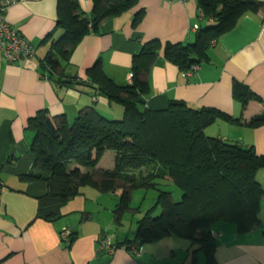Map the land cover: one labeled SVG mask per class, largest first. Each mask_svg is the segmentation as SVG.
Returning <instances> with one entry per match:
<instances>
[{"label": "crops", "instance_id": "0c3cea01", "mask_svg": "<svg viewBox=\"0 0 264 264\" xmlns=\"http://www.w3.org/2000/svg\"><path fill=\"white\" fill-rule=\"evenodd\" d=\"M77 1L84 15L90 17L91 0ZM57 2L15 0L4 13L7 23L33 46L34 54L12 63L0 51V264H190L178 247H164L162 240L141 246L139 254L133 252V243L124 244L134 239L136 227L132 229L131 223L127 228L122 225L124 214L119 223L115 220L113 210L119 188L112 193L94 185L83 186L60 208V217L48 222L37 217L39 199L47 192L46 183L26 181L21 176L33 169L34 162L30 149L34 131L28 127V119L44 109L51 117L65 114L70 124L90 106L106 118L122 117L121 105L95 95L88 84L87 69L99 60L115 83L128 84L132 58L144 43L153 39L162 45L194 41L196 31L192 26L204 22L196 0H137L135 8L104 21L96 32L78 41L68 59L62 60L63 71L77 79L66 86L55 84L39 72V59L50 45L47 35L52 33V39L61 35V30L55 28ZM138 9H143V15L133 26ZM182 72L164 58L161 48L141 75L149 87L145 106L160 110L169 101L179 100L192 108L212 107L231 117H241L240 123L216 119L205 133L253 146L257 154H263L264 125L251 127L248 122L264 111V6L245 13L222 34L196 71L188 76ZM236 83L247 86L263 102L250 101L242 109L233 96ZM69 103L73 104L70 109ZM114 157L112 150L103 153L92 170L95 182L101 180L103 170L113 168ZM255 178L263 190L259 223L246 233L237 232L233 223H214L211 230L218 264H264V169L258 170ZM115 186H120L119 180H115ZM64 230L73 234L70 242L62 239ZM105 235L111 237L113 245L120 246L112 252L101 249ZM180 242L175 244L179 246Z\"/></svg>", "mask_w": 264, "mask_h": 264}, {"label": "trees", "instance_id": "16d2710c", "mask_svg": "<svg viewBox=\"0 0 264 264\" xmlns=\"http://www.w3.org/2000/svg\"><path fill=\"white\" fill-rule=\"evenodd\" d=\"M57 1L55 28L61 30V35L53 39L52 33L47 35L50 45L39 59V72L55 84L66 86L77 79L63 71L62 60L68 59L83 36L96 32L104 21L135 8L137 0H91L90 17L84 15L77 0ZM196 3L204 22L197 25L194 41L162 45L153 39L144 43L132 58L130 83H115L99 60L87 69L88 84L95 95L122 106L120 119L106 118L93 106L81 110L71 124L65 114L51 117L44 109L28 119V127L34 131L30 147L34 162L33 169L21 179L41 180L47 185L46 194L39 199L38 218L57 220L60 208L80 193L81 187L94 185L102 192L120 189L113 210L119 223L124 212L133 209L130 203L134 189H156L154 205L136 221L134 239L124 244L141 247L170 236L184 238L198 245L190 254V264H197V250L203 252L205 264H218L211 230L214 223H233L239 233L258 225L263 190L255 175L264 169V153L205 133L216 119L240 123L241 117H231L212 107L192 108L179 100L169 101L160 110L145 106L149 87L141 75L161 48L164 58L180 71L191 69L207 59L211 43L230 31L245 13L264 6L257 0ZM142 15L143 9L134 13L133 26L139 24ZM208 19L211 24H206ZM233 96L242 109L250 101L263 102L258 94L238 83L233 86ZM248 125H264V111L252 116ZM106 150L115 153L114 166L103 170L101 180L95 182L92 170ZM159 179H167L181 191L179 201H173L169 190L160 188ZM115 180L120 186H115ZM157 208L160 213L153 215ZM72 235L65 242H70Z\"/></svg>", "mask_w": 264, "mask_h": 264}, {"label": "rangeland", "instance_id": "374dc122", "mask_svg": "<svg viewBox=\"0 0 264 264\" xmlns=\"http://www.w3.org/2000/svg\"><path fill=\"white\" fill-rule=\"evenodd\" d=\"M71 107H73L72 103H69V107L68 109H70ZM115 110V108H112ZM107 114H115V113H109V111ZM118 115L116 116H120L121 114L116 113ZM111 116H115V115H111ZM109 119H114L115 117H108ZM121 117H119L120 119ZM73 122V120L70 122V124ZM210 136V135H209ZM160 183V188L161 189H166L169 190L172 194V198L173 201H179L181 198V191L172 183V182H167L164 181L162 179H159L158 181ZM157 190L156 189H143V188H138V189H134L132 191L131 194V203L130 206L133 209H130L126 212H124L123 218H122V225L124 223L125 228H127L130 223L132 224V229H135L136 227V220L138 218H141L144 214L147 213L148 209H150L156 200V196H157ZM160 213V209L157 208L154 210L153 215L159 214ZM119 226L118 228L122 227ZM175 241H181L180 245H176ZM162 244L164 247L167 248H177L182 252V258H184L185 256H187L189 259L191 258L192 251L194 248H196L198 245L196 244H191L189 240L184 239V238H179L176 236H170L168 238H165L162 240ZM196 256H197V264H205V258H204V254L202 251L197 250L196 251Z\"/></svg>", "mask_w": 264, "mask_h": 264}, {"label": "built area", "instance_id": "2783aa9c", "mask_svg": "<svg viewBox=\"0 0 264 264\" xmlns=\"http://www.w3.org/2000/svg\"><path fill=\"white\" fill-rule=\"evenodd\" d=\"M15 0H0V51L6 61L14 62L21 60L25 57H31L33 55V46L28 42L27 39L22 37L13 27H11L5 19L6 8L14 3ZM193 29L197 28V25L192 26ZM215 41L211 44L213 45ZM198 69V65H193L191 69L182 72L183 76H188ZM129 83L132 80V73L127 76ZM70 235V231L64 230L61 233L63 240H67ZM101 249L107 252H112L114 246L111 241V237L105 235L101 240ZM140 247H132L135 254L140 253Z\"/></svg>", "mask_w": 264, "mask_h": 264}]
</instances>
